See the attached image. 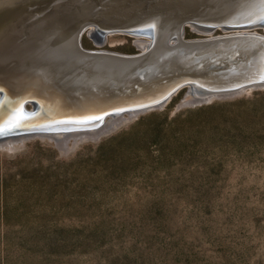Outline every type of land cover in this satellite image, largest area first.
<instances>
[{
  "label": "rangeland",
  "instance_id": "rangeland-1",
  "mask_svg": "<svg viewBox=\"0 0 264 264\" xmlns=\"http://www.w3.org/2000/svg\"><path fill=\"white\" fill-rule=\"evenodd\" d=\"M93 31L86 49L146 39ZM188 89L64 144H1L0 264H264V85L178 107Z\"/></svg>",
  "mask_w": 264,
  "mask_h": 264
},
{
  "label": "water",
  "instance_id": "water-1",
  "mask_svg": "<svg viewBox=\"0 0 264 264\" xmlns=\"http://www.w3.org/2000/svg\"><path fill=\"white\" fill-rule=\"evenodd\" d=\"M190 25L223 33L186 39ZM260 27L264 0H0V143L55 139L53 129L69 124L91 130L107 115L161 106L184 87L202 89L178 107L262 86ZM89 28L149 44L136 54L86 49Z\"/></svg>",
  "mask_w": 264,
  "mask_h": 264
},
{
  "label": "bare ground",
  "instance_id": "bare-ground-1",
  "mask_svg": "<svg viewBox=\"0 0 264 264\" xmlns=\"http://www.w3.org/2000/svg\"><path fill=\"white\" fill-rule=\"evenodd\" d=\"M196 28H199V29H203V30H205L207 27L204 25H201V27L200 26H198V25H196ZM93 36H94V38H95V40L97 41V42H100V41H102L103 40V32H99V31H93ZM138 41H139V43H138V46H140L142 49H145L147 46H148V44H149V42L145 39H138ZM63 42V44H67V40L66 39H64V41L63 40H61V41H59L58 42V45H60L61 43ZM47 47V46H46ZM48 48V47H47ZM197 89H202V88H200L199 86H197V87H194V88H191L190 89V91H189V93H188V95L186 96V98L188 97H194L195 95H196V93H197ZM132 114V113H131ZM124 115V114H123ZM121 118V115H115V116H112L111 118H110V121H104V123H102V125L100 126V127H102V126H107V124H111L112 122H116V121H118L119 119ZM59 127V128H58ZM58 127H55L53 130H55V135H58V136H60L59 138H58V141L61 143V144H64V142H65V139L67 138V136H65V135H67V134H70V133H72L71 134V136L72 135H78V134H87V133H91L92 131H95V130H82V131H74L75 133H73V131L71 132V130H79L81 127L79 126V127H76L75 126V124L74 125H65V126H58ZM63 128V129H60V128ZM82 128H85V127H82ZM67 132H66V131ZM70 130V131H69ZM54 132V131H53ZM63 132H65V133H63ZM70 137V136H69ZM23 138V137H22ZM7 142H10V140H6ZM3 142V141H2ZM0 143V145L1 144H5V143H7V142H3V143ZM9 144V143H8Z\"/></svg>",
  "mask_w": 264,
  "mask_h": 264
}]
</instances>
